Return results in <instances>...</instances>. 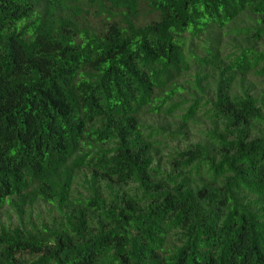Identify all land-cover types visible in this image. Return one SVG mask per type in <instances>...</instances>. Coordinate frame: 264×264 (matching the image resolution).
Segmentation results:
<instances>
[{
    "label": "trees",
    "instance_id": "trees-1",
    "mask_svg": "<svg viewBox=\"0 0 264 264\" xmlns=\"http://www.w3.org/2000/svg\"><path fill=\"white\" fill-rule=\"evenodd\" d=\"M0 212V264H264V0H0Z\"/></svg>",
    "mask_w": 264,
    "mask_h": 264
},
{
    "label": "rangeland",
    "instance_id": "rangeland-1",
    "mask_svg": "<svg viewBox=\"0 0 264 264\" xmlns=\"http://www.w3.org/2000/svg\"><path fill=\"white\" fill-rule=\"evenodd\" d=\"M234 35V33H233ZM226 39H229V35L226 36ZM226 40V41H227ZM230 49V47H228ZM187 79L193 80L192 77H188ZM208 78H206V81ZM186 89H184L183 96L178 99L180 103L177 105L172 111V115L162 114L160 116H151L148 115V122L150 129H155L158 133V137L162 138L166 143H169L171 147L164 149V158L168 159L170 151L174 147L185 148L191 141H196L198 137H200L205 129L210 126V121L208 119L202 118L203 122H192L189 124V127H185L184 132L179 134V136H171L170 132L176 131V128L181 124V116L185 113V108L188 107L191 103L192 94L191 90L187 87H193V84L186 81L183 82ZM188 99L187 101H184ZM182 106V107H181ZM181 107V108H180ZM207 107H210L208 105ZM203 113V110L201 111ZM43 213V212H42ZM9 222L8 214L6 212H0V224H7Z\"/></svg>",
    "mask_w": 264,
    "mask_h": 264
}]
</instances>
